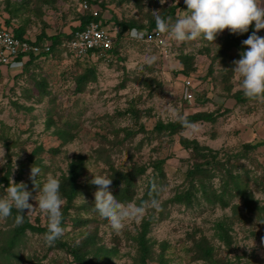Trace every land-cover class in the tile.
Listing matches in <instances>:
<instances>
[{"label": "rangeland", "instance_id": "rangeland-1", "mask_svg": "<svg viewBox=\"0 0 264 264\" xmlns=\"http://www.w3.org/2000/svg\"><path fill=\"white\" fill-rule=\"evenodd\" d=\"M90 1L106 19L104 25L113 36L117 53L94 59L96 78L82 91L76 90L75 78L86 66L61 50L30 65L18 77L0 71V177L9 170V182L23 183L35 197L32 167L40 169L35 183L42 186L49 175L60 181L70 161L81 156L84 167L77 183L90 186L65 213L63 199V235L54 244L46 243V232L27 230L23 242L14 249L22 258L0 264H79L71 250L76 251L87 234L93 235L96 247L103 248L94 257V247H89L86 258L93 264H142L135 238L144 221L148 222L145 236L152 256L145 264H264V211H246L234 190L227 194L226 207L208 202L201 191L189 206L172 202L173 196L188 186L186 171L195 162L202 167L208 193L219 191L222 185L223 174L203 162L210 157L195 156L182 145L184 138L218 152L226 168L249 180L246 189L254 203H264V144L248 151L242 147L244 143L264 142V102L247 99L232 71L233 61L244 51L242 41L255 30L254 24L247 33L234 34V46L226 43L229 30L218 34L215 42L200 38L177 43L155 29L153 38H148L145 29L139 28H147L156 15L162 17L169 7L184 4V0H166L163 4L161 0ZM80 2L0 0V25L9 20L11 28L24 26L32 34L43 28L68 30L79 25L85 13ZM182 10L178 7L173 16L166 14L164 19L171 17L174 22ZM121 23H133V27L123 29ZM132 28L140 30L143 39H132ZM257 35L264 37V29ZM151 56L156 60L149 66L145 60ZM31 78L43 84L46 93L42 97ZM185 80L194 90L190 102L182 94ZM238 94L245 100H237ZM196 112L210 114L211 119H198L190 123L193 127L173 135L154 129L159 121H175ZM59 130L68 132L70 138H61ZM227 155L229 163L224 160ZM157 160H164L156 187L159 207L146 206L139 223L129 221L121 232H115L90 208L97 186L89 181L94 174L107 178L110 165L121 171L142 167L134 199L122 204H150V199L140 203L139 198L156 172L153 167ZM6 188L0 181V198L6 196ZM30 203L37 204L31 198ZM83 204L88 206L81 208ZM25 215L30 224L47 229V215L38 207ZM79 217L89 222L74 224L73 219ZM9 221L0 218L2 232L11 227ZM218 222L224 223V240L218 237ZM1 238L2 233L0 247ZM254 243L249 251L247 245ZM205 248L211 249L210 256L200 250Z\"/></svg>", "mask_w": 264, "mask_h": 264}, {"label": "trees", "instance_id": "trees-1", "mask_svg": "<svg viewBox=\"0 0 264 264\" xmlns=\"http://www.w3.org/2000/svg\"><path fill=\"white\" fill-rule=\"evenodd\" d=\"M88 3L92 4L90 0H87ZM93 5V4H92ZM186 8V4H176L174 6H171L168 8L166 13L162 14V18H165L166 14L173 16L175 13L176 8ZM97 21L100 20L102 24L106 23V19L101 18L100 13H98L97 16H92L88 12H85L80 16V23L79 25L75 27H71L69 32H57L50 37V49L49 52H41L38 54H33L30 53L29 60L25 62L22 72L21 73H26L28 71V67L34 63H36V60L40 56L47 57L59 50L64 51L60 47V43L63 39L69 38L74 31L83 29L86 24L90 21ZM7 25H9V20H6ZM254 24V22H253ZM123 25V29L126 28H131L133 27V23H121ZM252 28V25H251ZM139 29L144 30L146 33H150L152 29H156V21H150V25L147 26V28H142L140 27ZM25 27L24 26H19L18 28H15L12 30L14 35L16 37H22L24 33ZM251 31V30H250ZM43 34V33H42ZM39 35L36 39L37 44L42 43V38L44 36ZM245 34V33H244ZM234 34L231 33V36L227 38L226 43L227 45H237V42L235 41V36ZM249 36L247 35V38ZM244 38V39H247ZM244 47H241V49H246ZM117 53V50L114 45L110 48V50L107 52L109 56H115ZM106 54V55H107ZM106 55H101L97 59L103 60L106 59ZM96 59V60H97ZM78 60V59H77ZM81 62L83 65L86 66V68L81 72L76 78H75V88L77 91H82L83 88L86 86V84L92 80H94L95 77V63L94 60H78ZM38 62V61H37ZM96 62V61H95ZM37 65V64H35ZM33 65V66H35ZM186 73V72H185ZM17 77L20 76L19 74L16 75ZM31 76V75H30ZM32 81L34 82L36 88L38 89V93L42 97L46 92L43 89V84L40 83L39 81H36L34 78H31ZM40 97V98H41ZM237 100H245L240 97V95H235ZM183 119H186L189 123H192L198 119H206L209 120L211 119L210 114H205L203 112H196L193 114H190ZM180 119H177L175 121H168V122H157L155 124V130L157 133H162L166 132L167 134L173 135L180 131V129L184 128L181 123H179ZM57 132V131H56ZM59 136L63 139H67V137L70 138L71 135H69L68 132H65L63 130L58 131ZM181 143L185 148H189L192 150L195 156H198V158H207L210 157V160L205 159L203 162L206 164H212V169L213 171H218L222 175V185L219 187V191H213L208 193L206 190V183L204 179L202 180L203 176L202 175L204 172L202 170V167L200 164H197L196 162L194 163V167L190 168L186 171V181L188 183V186L182 191L177 194H175L172 198V202L174 203H184L185 205L189 206L193 202L197 200L196 193L198 191L202 192V195L206 200L210 203H216L219 204L221 207H226L228 205V197L227 194H229L230 189L235 191V195L239 196L243 202H244V207L246 211H255L258 214H261V212L264 211V203L263 205H257V202L252 200V194L250 193L249 190L246 189L247 183L249 180L247 178L241 177L238 174H234L231 169L225 167V162H223V158H218V152H215L212 149H209L207 147H201L199 146L195 141L193 140H188L181 138ZM264 144V142H256V143H244L242 144V147L246 149V151L257 148L259 145ZM206 150L207 152H203ZM236 155H238L236 153ZM243 155H245L243 153ZM230 156L227 155L224 160L229 163ZM164 160H157V162L154 164V170L156 171L153 173V177L150 178V180L147 182L146 188L144 190V193L142 196L139 198L140 203L146 202L148 199L150 200H157V184L160 183V177L163 175V169H162V163ZM84 167V160L81 156H78L76 159H73L70 161L68 164V171L67 174L62 176L60 179V194L62 199L65 200V205H64V213L66 209L70 208L72 205L73 200L81 195L82 193H85L89 189V185H81L79 182L77 183L78 177L81 174V170ZM21 171V170H20ZM144 172V168L142 167H137V168H132L130 171H121L116 168H113L112 165H110V172L108 174L109 179H111L112 183L110 185V189L115 195L116 199L121 202V203H128L132 201L136 195V181L142 173ZM222 172V173H221ZM10 174V171L7 170L6 174L0 177V181L4 182V185L6 187L9 186L10 182L8 179V176ZM197 176V178H196ZM199 176V177H198ZM12 183L18 184V181H14ZM153 186H155V191H153ZM88 205L83 204L81 208H86ZM94 208V205L92 207ZM236 209V207H235ZM235 212V211H234ZM18 215H23V220L21 222H17L16 217ZM10 220L9 222L11 223V227L8 230H5L2 232L0 230V234L2 233V244L0 247V261L5 262V263H11L10 260L12 258H19L21 259L22 256L18 255V252L15 251V247L19 246L23 242V238L25 237L26 231L31 230L34 232H47L48 229L46 228H41L38 226H34L28 222V217L25 214L17 212L15 208L12 210L11 216L7 218ZM13 222V223H12ZM89 222V220L83 219L79 217L77 220L73 219L74 224H86ZM215 228L218 230V237L220 239H225L224 234L225 233V226L223 222H218L215 226ZM148 229V222L144 221L142 226H141V232H139V236H137L135 239L138 241V253H139V261L142 262V264H145L146 259H151V250L148 248V245L146 244V233ZM59 245H65L60 242H58ZM89 247H94L93 253L94 257L99 255V253L102 251L103 248L102 246H95V242L93 239V235L87 234L83 240L81 241L80 245H78V248L76 251L71 250V253L74 257V260L77 261L79 264H93L92 261L88 260L86 258V255L89 252ZM91 250V249H90ZM201 251L205 252V256H210L211 249L210 248H205L200 249ZM92 251V250H91ZM209 258V257H208ZM88 262V263H87Z\"/></svg>", "mask_w": 264, "mask_h": 264}, {"label": "clouds", "instance_id": "clouds-1", "mask_svg": "<svg viewBox=\"0 0 264 264\" xmlns=\"http://www.w3.org/2000/svg\"><path fill=\"white\" fill-rule=\"evenodd\" d=\"M166 0H161V4ZM186 8L176 13L175 21L169 17L167 21L159 15L155 16L158 34H166L168 38L177 43L194 41L200 38L209 42H215L218 34L229 30L232 34L242 35L249 31L251 25L255 30L242 44L246 50L242 51L241 58L233 61L232 71L236 76L240 90L249 100L264 102V37L257 35L264 29V0H184ZM132 39H143V33L135 28L129 30ZM156 57L146 58L145 63L151 66ZM171 111V108H169ZM185 128H191L186 119L178 121ZM40 174L38 167H32L30 178L37 189V195L26 190L23 183H10L6 188V196L0 198V218H8L13 208L22 214H31L35 207L45 213L48 218L45 241L48 245L63 235L61 227L63 199L60 194V181L49 175L43 181L42 186L35 183ZM89 183L97 186L94 209L102 219L109 222L111 228L119 233L127 222L139 223L146 214V206L158 208L155 199L146 202V205H124L113 195L110 185L111 179L95 175ZM155 191V186H153ZM30 198L37 204L30 203ZM17 222L23 220V215L16 217ZM249 251L255 246L247 245Z\"/></svg>", "mask_w": 264, "mask_h": 264}, {"label": "built area", "instance_id": "built-area-1", "mask_svg": "<svg viewBox=\"0 0 264 264\" xmlns=\"http://www.w3.org/2000/svg\"><path fill=\"white\" fill-rule=\"evenodd\" d=\"M80 9L88 12L92 16L99 13L98 7L81 0ZM155 32L147 34L148 38H153ZM113 45V36L108 27L103 26L100 20L90 21L83 29L76 30L60 43V47L65 53L70 54L78 60H94L101 55H106ZM50 43H36L35 38L16 37L11 29L0 28V65L10 70H19L30 53L38 54L49 52ZM109 57V54L106 55ZM182 94L185 100H194V90L189 80L184 81Z\"/></svg>", "mask_w": 264, "mask_h": 264}, {"label": "crops", "instance_id": "crops-1", "mask_svg": "<svg viewBox=\"0 0 264 264\" xmlns=\"http://www.w3.org/2000/svg\"><path fill=\"white\" fill-rule=\"evenodd\" d=\"M102 24V23H101ZM103 26H105L104 24H102ZM20 26V25H19ZM19 26H15V28H18ZM3 27H6V28H9V29H11V30H14L13 28H11V26L9 25H7V23L5 22V24L4 25H0V28H3ZM71 28V27H70ZM70 28H68V30H66L67 28H65V29H62L61 31H57V30H53V29H49V28H43L41 31H39V32H37V33H31V32H29V30H27V28L24 30V33H23V36H28V37H31V38H35V39H37V37L39 36V35H41L42 33V36H44V38H42V43L43 42H51L50 41V39L48 38V37H50L51 35H53V34H55V33H57V32H63V33H65V32H69V30H70ZM35 55V54H34ZM48 57V56H47ZM47 57H44V56H40L37 60H36V62L38 61H41L42 59H44V58H47ZM29 60V56H27V58H25V61H24V64H25V62H27ZM24 64H23V66H24ZM32 65H35V63L34 64H32ZM23 66L19 69V70H10V69H8L7 67H5V66H2V65H0V71H2V72H6V73H8L9 75H14V76H16L17 74H21V72H22V68H23Z\"/></svg>", "mask_w": 264, "mask_h": 264}]
</instances>
